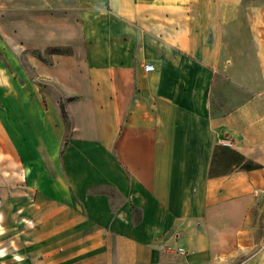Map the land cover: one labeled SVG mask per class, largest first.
Here are the masks:
<instances>
[{"label":"crops","instance_id":"0c3cea01","mask_svg":"<svg viewBox=\"0 0 264 264\" xmlns=\"http://www.w3.org/2000/svg\"><path fill=\"white\" fill-rule=\"evenodd\" d=\"M0 33V264H264V0H0Z\"/></svg>","mask_w":264,"mask_h":264},{"label":"rangeland","instance_id":"374dc122","mask_svg":"<svg viewBox=\"0 0 264 264\" xmlns=\"http://www.w3.org/2000/svg\"><path fill=\"white\" fill-rule=\"evenodd\" d=\"M2 35H1V33H0V37H1ZM4 49H5V47H4V45L0 42V58H2L3 57V52H4ZM50 52H52V49H50V48H48L46 51H45V56L47 57V54L48 53H50ZM37 54V55H39V56H41V53L40 52H37L36 50H32V48H28V49H26L24 52H23V55H27V54H29V55H32V54ZM11 55H16V49H15V47L14 48H12L11 46H9V56H10V58H11ZM10 65H11V63H10ZM64 121H65V125H66V132H68V130L70 131V127H71V123H70V121L67 119V120H65L64 119ZM1 145H3L4 147H5V149H7V146H6V144H4V143H2V142H0V146ZM61 149V148H60ZM0 153H1V149H0ZM47 162H48V166L50 167V168H54V161L52 160V158H51V160L50 161H48L47 160ZM0 170H1V165H0ZM5 170V169H4ZM4 173V172H3ZM6 175V174H5ZM0 177H1V174H0ZM103 188H102V190L105 192V194L108 196V199H109V201H110V203L113 205H111L112 207H117V206H120V204H121V202H122V198H121V196H120V194H119V192L115 189V188H113L112 186H110V185H103L102 186ZM263 215H261V217H262Z\"/></svg>","mask_w":264,"mask_h":264},{"label":"trees","instance_id":"16d2710c","mask_svg":"<svg viewBox=\"0 0 264 264\" xmlns=\"http://www.w3.org/2000/svg\"><path fill=\"white\" fill-rule=\"evenodd\" d=\"M52 49V52L54 51H59V48L58 47H53L51 48ZM61 111H62V116L65 120H67V113H66V109H65V105H64V102L62 101L61 102Z\"/></svg>","mask_w":264,"mask_h":264},{"label":"built area","instance_id":"2783aa9c","mask_svg":"<svg viewBox=\"0 0 264 264\" xmlns=\"http://www.w3.org/2000/svg\"><path fill=\"white\" fill-rule=\"evenodd\" d=\"M154 68V65L153 64H151V63H146L145 64V69L147 70V71H150V70H152ZM181 253H184V251L182 250V249H180L179 250Z\"/></svg>","mask_w":264,"mask_h":264}]
</instances>
